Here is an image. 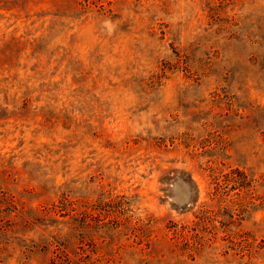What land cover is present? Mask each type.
<instances>
[{
	"label": "rangeland",
	"instance_id": "obj_1",
	"mask_svg": "<svg viewBox=\"0 0 264 264\" xmlns=\"http://www.w3.org/2000/svg\"><path fill=\"white\" fill-rule=\"evenodd\" d=\"M0 264H264V0H0Z\"/></svg>",
	"mask_w": 264,
	"mask_h": 264
},
{
	"label": "trees",
	"instance_id": "obj_2",
	"mask_svg": "<svg viewBox=\"0 0 264 264\" xmlns=\"http://www.w3.org/2000/svg\"><path fill=\"white\" fill-rule=\"evenodd\" d=\"M61 203H62V202H61ZM109 203L111 204L112 202L109 201ZM72 218L76 220L77 217H75L74 215H72ZM64 222H66V221H64ZM74 227H75V226H74ZM73 230L75 231V229H73ZM117 230H118V229H114V228H110V229L108 228V229H106V231H107V233L109 234V236L111 237V239H112L113 236H114L113 234H114L115 232H118Z\"/></svg>",
	"mask_w": 264,
	"mask_h": 264
}]
</instances>
